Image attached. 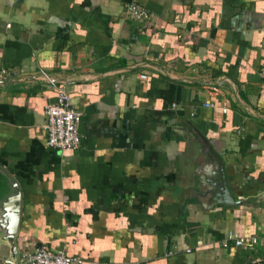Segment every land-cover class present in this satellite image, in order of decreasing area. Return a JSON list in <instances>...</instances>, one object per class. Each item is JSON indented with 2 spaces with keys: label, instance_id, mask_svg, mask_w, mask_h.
I'll return each instance as SVG.
<instances>
[{
  "label": "crops",
  "instance_id": "1",
  "mask_svg": "<svg viewBox=\"0 0 264 264\" xmlns=\"http://www.w3.org/2000/svg\"><path fill=\"white\" fill-rule=\"evenodd\" d=\"M127 2L149 20L130 19ZM263 61L264 0H0V166L23 192L19 250L264 264V199L212 206L198 137L236 200L264 193ZM40 70L81 114L77 150L47 145L56 92ZM230 231L259 244L224 246Z\"/></svg>",
  "mask_w": 264,
  "mask_h": 264
},
{
  "label": "built area",
  "instance_id": "2",
  "mask_svg": "<svg viewBox=\"0 0 264 264\" xmlns=\"http://www.w3.org/2000/svg\"><path fill=\"white\" fill-rule=\"evenodd\" d=\"M126 14L133 21L147 22L150 18L149 12L136 2H127ZM4 72H2L3 74ZM259 75L264 86V61L261 65ZM47 86L55 90L56 97L53 103L47 104L44 108L46 122L43 130L46 133L47 145L60 151L77 150L80 145L79 124L81 114L75 109L71 102L69 92L61 83L47 72L40 70L39 77ZM141 80L146 79L145 75L140 76ZM207 107L213 108L212 103H207ZM226 112V109L222 110ZM228 241H233L236 246H246L255 248L259 244L256 237H242L230 231L224 246ZM0 264H86L83 260L69 256L64 249L53 250L40 247L32 251H21L15 261L9 258L0 259ZM88 264H103L101 262H90Z\"/></svg>",
  "mask_w": 264,
  "mask_h": 264
},
{
  "label": "water",
  "instance_id": "3",
  "mask_svg": "<svg viewBox=\"0 0 264 264\" xmlns=\"http://www.w3.org/2000/svg\"><path fill=\"white\" fill-rule=\"evenodd\" d=\"M208 152L211 168L208 177H204L208 185L206 194H209V203L212 206H258L264 199V193L260 196L249 197L244 200H236L229 189L224 164L219 155L213 150L210 143L198 134ZM23 204V192L17 180L5 168L0 166V250H6L8 258L15 261L21 252L17 245Z\"/></svg>",
  "mask_w": 264,
  "mask_h": 264
}]
</instances>
